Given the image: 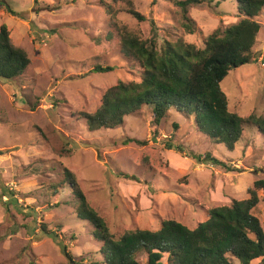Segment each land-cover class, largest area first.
<instances>
[{"label": "rangeland", "instance_id": "obj_1", "mask_svg": "<svg viewBox=\"0 0 264 264\" xmlns=\"http://www.w3.org/2000/svg\"><path fill=\"white\" fill-rule=\"evenodd\" d=\"M130 1L147 20L129 14L125 0H4L14 14L0 6V24L30 59L20 76L0 78V264H70L63 248L81 264H102L100 243L76 217L69 189L51 186L61 178V165L116 235L157 229L166 219L194 228L209 208L247 198L253 181L264 180V136L250 123L232 150L174 110L158 126L145 107L119 127L88 130L80 113H92L108 87L139 80L141 72L120 52L105 4L142 38L153 33L150 19L158 43L180 37L202 47L213 29L241 19L234 1L204 0L188 7L196 27L188 34L175 2ZM255 19L260 29L250 62L220 82L228 109L244 119L264 108V7ZM96 64L112 69L92 72ZM206 153L221 163L204 161ZM257 195L252 213L264 230V189ZM41 223L57 236L42 231ZM138 258L145 263L144 254Z\"/></svg>", "mask_w": 264, "mask_h": 264}, {"label": "trees", "instance_id": "obj_2", "mask_svg": "<svg viewBox=\"0 0 264 264\" xmlns=\"http://www.w3.org/2000/svg\"><path fill=\"white\" fill-rule=\"evenodd\" d=\"M155 1L152 0L151 4ZM169 1L175 2L181 10L180 26L186 33H194L196 27L187 14L188 7L204 0ZM231 1L235 2L241 19L213 29L203 39L202 47L180 37L158 43L157 31L150 19L153 33L149 38H142L136 30L116 21L111 5L105 4L109 24L119 38L120 52L125 58L137 61L141 72L139 80H119L108 87L92 113H80L88 130L119 127L124 117L147 107L156 126L162 125L168 112L174 110L192 119L198 130L212 142L223 144L227 150H232L241 138L245 123L255 126L264 136V108L262 114H250L244 119L228 109L227 96L220 86L229 70L250 62L260 29L255 17L264 7V0ZM0 6L14 14L4 0H0ZM125 10L139 21L147 20L133 8L130 0H125ZM29 64L27 53L12 43L7 26L0 24V78L15 79ZM111 69L109 65L96 64L91 71ZM122 141L143 143L135 138ZM204 159L221 163L207 153ZM60 171V180L51 186L54 191L64 184L69 189L71 200L76 204V217L91 226V236L100 243L102 264H162L164 256L166 264H235L234 259L238 264H250L255 259H259L258 264H264V230L252 213L259 202L257 190L264 189V180L253 181L247 198L232 199L230 205L209 208L206 219L194 228L166 219L157 229L134 228L116 235L106 220L89 205L73 172L63 165ZM120 175L133 177L124 173ZM40 229L57 236L43 223ZM63 249L70 264H81ZM141 254L146 256L145 263L138 258Z\"/></svg>", "mask_w": 264, "mask_h": 264}]
</instances>
